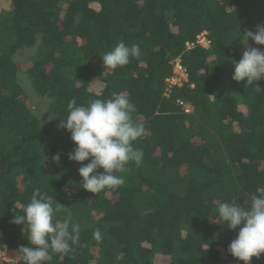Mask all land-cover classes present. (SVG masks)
I'll return each mask as SVG.
<instances>
[{
	"label": "trees",
	"instance_id": "obj_1",
	"mask_svg": "<svg viewBox=\"0 0 264 264\" xmlns=\"http://www.w3.org/2000/svg\"><path fill=\"white\" fill-rule=\"evenodd\" d=\"M257 25L264 0H0V247L19 255L28 245L12 220L39 188L67 207L56 219L80 225L72 251L46 264H243L227 251L239 229L221 225L216 209L264 195V91L254 87L264 80L232 79L244 32ZM202 33L210 48L184 52ZM119 41L141 53L111 70L100 58ZM25 50H34L24 72L32 92L49 101L43 125L19 83L15 57ZM176 58L187 81L168 89ZM113 93L127 94L145 126L134 142L143 159L117 173L122 186L93 194L58 125L73 98L86 105Z\"/></svg>",
	"mask_w": 264,
	"mask_h": 264
},
{
	"label": "clouds",
	"instance_id": "obj_2",
	"mask_svg": "<svg viewBox=\"0 0 264 264\" xmlns=\"http://www.w3.org/2000/svg\"><path fill=\"white\" fill-rule=\"evenodd\" d=\"M244 34V41L251 39L254 44L264 46V26L257 25L255 32L248 30ZM140 53L138 44L119 41L100 59L104 67L115 70L127 65L130 58H138ZM233 66L232 79L244 81L246 87L264 80V49L246 45L241 59L233 61ZM134 112L135 105L124 93H113L109 99H93L86 105H78L73 98L67 104L66 115L58 127L70 133L75 147L68 159L82 164L78 175L86 191L96 194L122 186L125 178L117 173H126L129 163L139 166L142 162L143 152L134 147V142L145 134V126L133 118ZM59 159V154L53 157L54 161ZM86 160L89 162L83 164ZM245 204L235 200L220 202L216 210L221 225L226 224L229 231L239 229L228 245V253L243 264H251L253 257L259 259L264 253V195L253 194ZM61 208L67 207L57 202L53 207L49 197L37 188L23 214L13 217L12 223L22 224V230L28 233V245L18 249L22 264H46L52 260V253L68 254L79 242L80 225L72 223L70 214L63 220L56 219ZM93 236L101 239L99 230Z\"/></svg>",
	"mask_w": 264,
	"mask_h": 264
},
{
	"label": "rangeland",
	"instance_id": "obj_3",
	"mask_svg": "<svg viewBox=\"0 0 264 264\" xmlns=\"http://www.w3.org/2000/svg\"><path fill=\"white\" fill-rule=\"evenodd\" d=\"M250 47H256L261 48V45L254 44L251 39H248L247 41L241 42V53L243 54L245 50V46ZM32 55H34V50H25L18 52L15 57V61L20 66L21 73L19 74L20 79L19 83L21 84L23 90H24V98H25V105L31 109L33 114L37 117L39 121L43 123L49 122V116H48V105L49 101L46 98L38 97L32 92L30 83L25 76L24 72L26 69V63H29L31 60ZM190 106V105H189ZM191 107V106H190ZM192 108V107H191ZM212 221H215V218L211 219ZM2 254V255H1ZM0 254V264H16L20 261L19 255L15 251H7Z\"/></svg>",
	"mask_w": 264,
	"mask_h": 264
},
{
	"label": "built area",
	"instance_id": "obj_4",
	"mask_svg": "<svg viewBox=\"0 0 264 264\" xmlns=\"http://www.w3.org/2000/svg\"><path fill=\"white\" fill-rule=\"evenodd\" d=\"M195 48H202V49H209L210 48V41L206 35V33L200 34L194 41L192 42H187L184 46V52L185 51H190ZM172 66H173V71H172V76L169 78L166 83L168 86V89L173 87V86H181L183 83L187 81V74L183 68V66L179 62V58H176L175 60L172 61ZM180 107H182L184 114H191L192 113V108L181 101L177 102ZM11 251L7 247L3 246L0 247V254ZM2 255V254H1Z\"/></svg>",
	"mask_w": 264,
	"mask_h": 264
}]
</instances>
